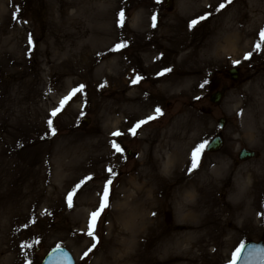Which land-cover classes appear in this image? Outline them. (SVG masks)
Here are the masks:
<instances>
[{"label": "rangeland", "instance_id": "rangeland-1", "mask_svg": "<svg viewBox=\"0 0 264 264\" xmlns=\"http://www.w3.org/2000/svg\"><path fill=\"white\" fill-rule=\"evenodd\" d=\"M65 1L69 5L63 8ZM220 3H225L223 9L227 8L236 26L238 22L240 31H249L251 22L264 9V0H231V3L221 0ZM128 4L127 27L122 30L116 27L115 19L123 0H0V65L7 72L0 84L1 102L5 104L7 95L22 99L31 91L34 106L21 101L15 108L48 109L47 115L40 114L34 121L27 112L17 115L15 111L12 119L3 116L16 130L14 138L2 135V147L7 152L0 157V264H25V261L40 264L44 254L57 245L71 252L75 264H117L118 260V264H125L121 260L126 257H130L131 264H164L161 262L164 255L176 251L170 248L171 242L186 236L193 241L200 237L198 231L189 235L186 231V226L196 218L192 217L188 223L179 214L174 193L177 182L173 183L178 178L181 183L192 179L201 188L210 189L207 196L213 204L225 203L229 208L240 204L248 212L251 221L248 227L253 229L237 231L242 219L223 212L222 226L212 225L211 236L219 240L207 252L200 255L196 252L199 256L193 264H230L232 253L244 242L264 239V125L260 126L262 114L256 111L262 108L253 109L254 113L247 111L251 94L255 97L264 91V39L260 37L252 44L245 40L235 52L227 51L223 47L225 21L221 11H212L206 21L190 30L188 22L209 10L201 11L187 0H170L169 9L166 0L160 4L156 0H128ZM153 12L157 13L156 28L151 26ZM178 14L189 33L193 32L202 41L201 51L192 52V46H187L160 62L159 68L172 69L169 76L157 77L158 66H155L142 69L140 74L145 79L133 84L131 81L137 74L131 73L135 71L137 58H141V67H149L153 57L148 51L173 47L164 42L163 33L165 27L175 24L173 17ZM29 35L33 40L31 46ZM124 41L128 44L126 48L110 51ZM86 45L90 47L94 74L100 73L105 60L115 63L112 83L98 84L91 77L92 71L80 75L82 60L89 56L84 50ZM256 45L260 46L259 50ZM247 52H252V56L244 60ZM237 59L241 63L233 66L232 61ZM231 67H237L240 72L235 83L223 77ZM13 73L17 75L11 76ZM215 78L220 79L219 87L227 85L228 91L220 103L213 105L209 95ZM204 79L210 83L201 89L199 85ZM80 84L85 85L83 92L57 117H51L61 98ZM14 88L18 93L11 92ZM133 91L149 98L163 113L142 125L136 135L128 133L134 123L123 121V116L134 115L125 101ZM196 96L201 99H195ZM118 108L122 109L121 114L111 117L110 109ZM150 115H155L154 109L140 118ZM220 118H225L223 129L217 123ZM48 119H53L55 135L48 129ZM251 119L258 125L252 127ZM261 120L264 121V116ZM249 129L254 131L251 141L246 138ZM117 130L124 135L112 136ZM39 134L42 136L36 140ZM216 134L223 139L220 151H205L199 167L188 172L194 146ZM170 135L177 141L169 140ZM113 140L124 149L122 155L111 147ZM172 145L175 154L170 149ZM241 148L254 150L257 156L239 162L237 154ZM174 155L176 160L168 169L164 164ZM92 161L98 164L94 171L87 166ZM204 167L211 176L204 177ZM108 168L114 170V177L109 176ZM152 169L159 174L165 170L176 173L170 175L162 197L159 191L151 192L154 199L147 200L125 186L127 179L151 175ZM180 172L182 175L177 174ZM90 173L96 176L81 186L69 208L67 193ZM107 178L113 183L109 206L95 225L99 243L85 257L83 254L92 243L86 234L90 213L99 207V196ZM156 188L159 190L160 186ZM125 192L127 198L123 201ZM126 201L143 204L135 217L139 219L142 215L152 220L146 221L151 225L144 232H133L135 224L126 217L127 212L118 215L121 209L129 207ZM142 240H148L145 241L148 246H143ZM22 244L31 247L21 248ZM156 245L161 247L155 248ZM9 246L12 250H5Z\"/></svg>", "mask_w": 264, "mask_h": 264}, {"label": "bare ground", "instance_id": "bare-ground-1", "mask_svg": "<svg viewBox=\"0 0 264 264\" xmlns=\"http://www.w3.org/2000/svg\"><path fill=\"white\" fill-rule=\"evenodd\" d=\"M90 1H94V0H90ZM104 1H110V0H103ZM188 2L194 4L195 8L200 9L201 11H205V10H209V11H214L215 13V8L218 7V3L221 0H187ZM218 2V3H217ZM69 5L68 1H65L63 3V8L67 7ZM209 5H211V9L209 8ZM260 8H262L261 6H259ZM227 8L225 9H221V15L224 16V25L225 28L222 30L225 34V36H223L222 38L225 39V44L223 47H225V49L227 51H231V52H235L234 50L239 49L241 43L245 40H247L249 42V44H252L254 42L257 41L258 38H260V30L263 28L264 26V9H262L261 16L258 17L257 19L254 18V20L251 22V29L249 31H240L238 30V22H237V26H236V22L234 21V19L231 18L230 13H227ZM225 14H222L224 13ZM244 15V12L242 14V16ZM141 19V17H140ZM173 19L175 20V24L172 26H167L164 28V33H163V39L164 42L167 44H171L173 45V47H166L164 50V48H158L155 47V49L153 51H148V54L151 56V58L153 57V59L150 61L151 63H149V67H141L140 65V61L141 58H137L136 61V65H135V71L132 72V76L136 75V74H140V72H142V69H153L156 68L155 66H158L157 69L155 70L156 72L160 71L163 67H160V62H162L164 59L167 58H171L173 57L175 52L180 51L181 49L187 47V46H192L191 50L192 52H198L201 51L202 49V41L197 40L196 35H194V33L192 32L191 34L189 33V31L187 30V27H185L183 21L181 20L179 14L177 16H174ZM142 22V20H141ZM183 23V24H182ZM137 29H134V31H136ZM93 32V30L91 31V33ZM95 32H98L97 30H95ZM196 33V32H195ZM154 35H156V33H154ZM86 48L84 49L87 52V55H89V46H85ZM169 50V51H167ZM161 52L164 53V55L161 57L160 60H157L155 57L159 56L161 54ZM98 57V56H97ZM165 57V58H164ZM9 65L12 64V60H9L8 62ZM115 63L109 59V60H105V62L100 66V70L98 72V74H94L92 71V67L94 66L93 64V59L91 58V56H85L82 60V67H81V73H83V71L86 72H91L92 71V78L93 80H95V82H99L101 84H108V83H112L113 82V75L111 73L112 69L114 68L113 65ZM129 71V69H127ZM6 70L5 68L0 65V84L1 82L4 80L2 77L4 74H6ZM11 76H16L17 73H13L10 74ZM170 73L165 74V76H169ZM132 77H130L131 79ZM129 79V80H130ZM180 82V81H179ZM98 83V84H99ZM178 84V83H177ZM103 85V86H105ZM129 83L126 82L125 87H128L126 89H129L130 87L128 86ZM30 89V87H29ZM11 92L13 93H18L16 91V89L14 88V90H11ZM1 94V93H0ZM26 97L28 98L27 100ZM6 101L5 104H2V99H0V116H1V122H0V157H4L5 153L7 152L6 150L3 149L2 145H3V139H2V135H6L5 137H12L14 138V132L16 130V127L12 124L10 125L9 122L6 121V118H4V114H6L10 119L13 118V113L16 111L17 115L21 114V113H26L27 112V116L30 119H36L37 117L40 116V114L43 115H47V108H43L45 110H32V109H26L23 107H19V108H15L19 103H21V101H23L24 104H26V106H34V98H32V93L30 91V93L23 95V98L20 99L17 96H13V95H7L6 97ZM4 98V99H5ZM30 98V99H29ZM125 101H127V107H131L132 108V112L134 115L132 116H128L125 115L124 117V122L128 121V123L133 124L136 122V120H141V116H143V114H145L146 112H148V110H152L156 108V104L153 103V101H151L149 98H143L142 94L139 93L138 91H133L131 93H129L128 96H126ZM256 105V107H254ZM257 107H261L262 109H257ZM111 108V107H109ZM257 109L256 111L260 112L261 117L264 116V91L263 92H258L257 95L254 94L250 96V104L247 106V111L254 113L256 111H253V109ZM263 110V111H262ZM122 112V109L118 108V109H110V115L111 117L114 115H120ZM135 116V118L133 117ZM110 117V121L112 120V118ZM260 117V126L264 125V121L261 120ZM33 120V121H34ZM252 127H255L256 125H258V122L256 120H252ZM259 126V127H260ZM110 128V127H109ZM40 132V130H38V133ZM42 134H39L38 138L36 140H40ZM246 138L247 141H251L252 138H254V131L253 129H249L247 134H246ZM169 140H174L177 141L175 136L170 135ZM171 151L175 154L174 151H176V148L174 145H172L170 147ZM175 155L173 158L168 159L167 163L164 164L165 167L168 166V169H170L171 164L174 163L175 159ZM96 161H92L90 162L87 166L88 169L91 171H94L97 169L98 164H95ZM145 163V162H144ZM107 167V166H105ZM205 168V167H204ZM153 170V169H152ZM165 170V169H164ZM207 169L205 168L204 171L202 173H204V177H209L211 176L210 173L206 172ZM90 176H96L95 173H90ZM172 174H176V173H171L169 174V172L163 171L161 174L156 173V171L153 170V174H149V175H141L140 177H133V178H129L126 180L125 182V186L128 187V190H132L134 192H136L138 195L144 198H146L147 200H151L154 199V195L149 194L151 192H155L157 194H159L160 197H162V193H163V187L165 185H168V183L170 182L168 179L169 177L171 178L170 175ZM178 175L182 173H177ZM195 174V172L193 174L190 175V177H193ZM181 177V176H180ZM179 178L178 181L175 180L173 183H178L179 182ZM168 182V183H167ZM176 183V187L174 189V193L177 199V205H179V214L182 218V221H186L188 223H190L191 218L195 217L196 219H194L193 223H191V225H188L186 227H188V229L186 231L187 235L192 234V232H197L200 237H198V239L196 241H193L192 238H188L187 236L181 239H178L175 242H171V247L173 249H176V251H169L166 255H164V260L161 261L164 264H193L194 261L196 260L197 256L200 255L201 252H207L208 251V247L211 245H214L215 241L217 242L219 239H215L216 237H214L212 234V225L217 224L219 227L222 226V217L221 215H223V212L226 213V215H231L233 218H240L242 219L243 223H239L238 226H241L238 228L237 226V231L240 230L242 231L243 229L250 228L249 230L252 232V226L248 227V225H251V221L248 220V212H244V208L240 205V204H236L235 206L229 208L225 203L223 205H217V204H213L210 202V200L208 199L207 193L210 191V189H203L201 188L197 182H194L190 180H187L184 183L179 182L178 184ZM155 186V190L153 191ZM157 186H160V189L157 190ZM149 188H152V190L150 191ZM148 197V198H147ZM127 198L126 192L123 198V201ZM140 198V199H141ZM139 199V197L137 198ZM136 199V200H137ZM193 201V202H192ZM129 204L128 208H123L118 212V215L121 216L123 214V212H127L126 213V217L129 216L133 222H134V226H133V232L137 231L139 233L144 232L147 228H149V226L151 225V223H147L146 221H152L149 218H146L145 216L142 218V215L139 219H137L135 217V214L138 211H141L143 204L141 203H137L135 202L133 204V202H128ZM192 202V203H191ZM224 208V209H220V208ZM134 220H140L141 223H137ZM145 223H144V221ZM149 221V222H150ZM250 223V224H249ZM185 224V223H184ZM153 225V223H152ZM151 228V227H150ZM148 241V240H145ZM144 240H142V245L144 246H148V243H145ZM154 248V245L152 246ZM161 246L157 247V245L155 246V248H160ZM132 248V247H131ZM5 250L10 251L12 250V248L6 247ZM153 251V250H152ZM196 252H199V255L196 254ZM14 255H16L14 253ZM121 261H124L125 264H131L132 260L130 259V257H126L125 259H122ZM151 261V258H150ZM119 262V260H118ZM117 262V264H118ZM155 262V261H153ZM154 264V263H153Z\"/></svg>", "mask_w": 264, "mask_h": 264}, {"label": "snow or ice", "instance_id": "snow-or-ice-1", "mask_svg": "<svg viewBox=\"0 0 264 264\" xmlns=\"http://www.w3.org/2000/svg\"><path fill=\"white\" fill-rule=\"evenodd\" d=\"M162 0H156L157 4H160ZM228 3H231V0H227ZM129 6L128 0H123V6L118 9L116 12V19H115V25L117 28L120 29H126L127 27V13H126V8ZM225 7V3H220L218 7L215 8V12H220L221 9ZM209 8L211 9V5H209ZM212 15L211 11L205 12L203 15H200L197 19H192L188 22L187 27L191 30L195 26H197L201 21H206L208 17ZM16 18V13H13V19ZM151 26L152 28L157 27V13L153 12L151 15ZM260 36L262 39H264V28L260 30ZM28 44L31 46L33 44V40L31 35L28 37ZM128 46L127 41L117 43L113 48L110 49V51L113 52H119L121 49L126 48ZM260 46L256 45V50H259ZM29 51H31V48H29ZM164 55L163 52L159 56L156 57L157 60H160L161 57ZM252 56V52H247L245 53L243 59L248 60ZM241 61L239 59L233 60L232 64L233 66L239 65ZM172 72V69L169 67H163L160 71L156 72L155 75L157 77H162L167 73ZM145 79V76L142 74H137L135 78L131 81L133 84L139 83L141 80ZM210 83L209 80L204 79L202 83H200V88L204 89L208 84ZM85 88L84 84H80L78 87L73 88L67 95L63 96L59 102V105L54 107L53 110L50 113V116L55 118L58 116L59 113H61L65 107L73 100V98L78 94L83 92ZM147 95V94H146ZM195 99L199 100L201 99L200 96H196ZM155 115H150L147 116L144 119L136 121L131 127L128 128V133L132 135H136L137 130L141 128L142 125L156 119L159 115H162V109L157 106L154 109ZM84 113L83 111L81 112V116H83ZM48 124V129L51 131L52 135H55L56 129L53 127V119H48L47 121ZM124 135L121 131L117 130L112 133V136L114 137H119ZM111 147L115 150L116 153H120L121 155L124 152V149L121 147L120 143L116 142L115 140L110 141ZM209 145V140L205 139L202 142L198 143L197 145L194 146V148L191 151V156H190V166L188 167L187 171L188 172H193L199 167L201 157L203 153L205 152L206 148ZM106 171L109 173L110 177H114L116 173L112 168L106 169ZM93 177L92 176H87L84 179H82L79 183L75 184V186L67 193L66 196V201H67V206L71 208L73 206V196L77 194L78 190L81 188V186L88 180H91ZM113 183V180L111 178H107L104 185H103V190L99 196V207L92 211L90 213V219L88 223V231H87V236L91 237L92 243L91 246L87 249V251L84 252V256H88L90 252H92L93 249L97 247V244L99 243V238L95 235V225L100 217L101 213L109 206V196H110V190H111V185ZM153 215H156V213H153ZM38 243V241H37ZM26 247H31V245L28 244H22L21 248H26ZM243 247V245H241ZM241 248H237L235 252L232 253V261L230 264H235V260L240 253ZM54 251H60V246L57 245L56 249ZM65 258L67 259V253H64ZM83 259V257H82ZM25 264H30L29 261H25Z\"/></svg>", "mask_w": 264, "mask_h": 264}, {"label": "water", "instance_id": "water-1", "mask_svg": "<svg viewBox=\"0 0 264 264\" xmlns=\"http://www.w3.org/2000/svg\"><path fill=\"white\" fill-rule=\"evenodd\" d=\"M168 7V5H167ZM230 77L233 81L238 79V72L236 69L229 70ZM223 95V92L215 93L211 96L213 103H218ZM224 120H219L220 127L223 126ZM222 141L219 137L214 138L208 145V152H215L221 147ZM252 152L241 150L238 155L239 159H245L253 157ZM64 253H67V259ZM42 264H73V260L70 254L60 248V251L52 250L50 254L44 259ZM235 264H264V242H248L240 250L238 258Z\"/></svg>", "mask_w": 264, "mask_h": 264}, {"label": "flooded vegetation", "instance_id": "flooded-vegetation-1", "mask_svg": "<svg viewBox=\"0 0 264 264\" xmlns=\"http://www.w3.org/2000/svg\"><path fill=\"white\" fill-rule=\"evenodd\" d=\"M223 76H224L225 78L228 77L226 72L223 73ZM213 88H214V91L218 90L217 86H215V87H213Z\"/></svg>", "mask_w": 264, "mask_h": 264}]
</instances>
